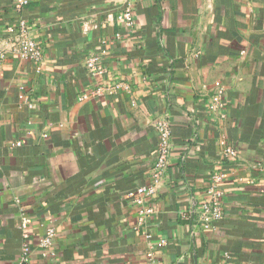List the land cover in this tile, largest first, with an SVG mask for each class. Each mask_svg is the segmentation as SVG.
I'll use <instances>...</instances> for the list:
<instances>
[{
    "label": "crops",
    "instance_id": "0c3cea01",
    "mask_svg": "<svg viewBox=\"0 0 264 264\" xmlns=\"http://www.w3.org/2000/svg\"><path fill=\"white\" fill-rule=\"evenodd\" d=\"M128 1L32 0L21 14L43 59L0 66V264L21 258V208L32 264H264V0H132L133 31ZM15 2L0 0L2 50ZM160 117L173 152L140 229L127 193L155 184ZM218 174L224 218L205 231Z\"/></svg>",
    "mask_w": 264,
    "mask_h": 264
},
{
    "label": "built area",
    "instance_id": "2783aa9c",
    "mask_svg": "<svg viewBox=\"0 0 264 264\" xmlns=\"http://www.w3.org/2000/svg\"><path fill=\"white\" fill-rule=\"evenodd\" d=\"M32 0H16L15 10L20 16L19 23L15 29L10 28L7 30L6 42L8 48L2 50L3 42L0 41V66L6 58L8 53H14L19 55L22 59L40 64L43 59V49L42 47L29 36V26L27 21L21 17V14L25 8H27ZM120 22L129 31H133L136 24V15L132 0L128 1L123 13L119 17ZM97 59L90 58L86 61L87 67L92 73L93 77H98L101 75V71L97 66ZM120 88V86H117ZM103 88H99L95 92L91 93V96H100L104 92ZM88 99V96L83 95L81 100ZM218 101V98L215 99ZM155 129L158 134V147L156 154V161L152 169V180L154 185L152 186H141L135 190L129 191L127 193L128 197L132 200L133 205L138 208V227L141 229L142 226L147 224V220L150 216L154 214V209L150 207L149 200L153 197L156 192V187L160 184L167 173L170 166V159L173 152V128L169 120L165 117H160L155 121ZM47 138V135H44ZM22 142H17L15 147H21ZM225 148V156L236 157L238 152L230 146H227L226 142H222ZM226 181L225 174L215 175L211 183L205 192L204 201L200 204L197 211V222L205 231H217L219 223L224 218V190L222 184ZM19 205V201H16ZM21 224L20 230L22 233V255L16 264H32L30 261L31 247L29 243L28 230L33 223L32 218L27 214V212L21 208ZM196 212V211H195ZM2 237V218L0 216V240ZM56 238V231L51 228L47 231L44 238L40 239V246L45 250L44 257L49 256L47 249L54 245V240ZM147 239H151V235L146 234ZM168 242L166 240H161L152 249L166 247ZM54 256V254H50ZM149 257L152 259L155 257L153 251L150 252Z\"/></svg>",
    "mask_w": 264,
    "mask_h": 264
}]
</instances>
